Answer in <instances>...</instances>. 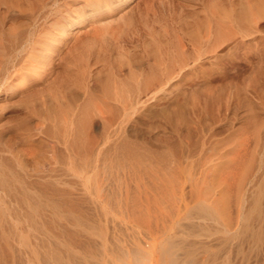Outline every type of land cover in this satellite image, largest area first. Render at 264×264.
<instances>
[{"label":"rangeland","instance_id":"1","mask_svg":"<svg viewBox=\"0 0 264 264\" xmlns=\"http://www.w3.org/2000/svg\"><path fill=\"white\" fill-rule=\"evenodd\" d=\"M111 1L114 0H96L95 6L93 4V6L85 7L86 13L83 17L85 19L81 32L89 28V16L93 7ZM132 2L134 10L130 12V20L133 25L141 27L147 22L150 28L146 29L147 32L137 44L126 42L123 48L110 45L109 59L106 62L103 61L102 64L105 65H101L91 79L90 85L94 86L97 93H100L106 81L110 79L111 67L117 64L119 59L118 52H127L128 58L134 59L136 67L143 65L142 67L147 71L154 60L152 58L156 50L154 38L160 39V51L166 52L167 56L176 58L174 51L178 48L184 53L187 49L188 51L182 54L190 57L196 54L202 45H205V39L202 38L206 36L209 27L216 30L218 23L224 29L228 24H232L228 18L226 23L222 21L227 13H235L240 9H247V11L253 9V12L264 6V0H133ZM45 3V7L37 8L36 11L31 4H22V7L18 8L17 16L9 18L10 20L8 19L4 26H0V173L3 176H9V171L16 174V177L10 175L12 178L6 183L0 181V231L7 238V241L0 240V264H52L46 259V252L50 249L61 251L66 258H69L70 264H86L80 262L85 258L89 264H97L102 259L110 263L112 262L110 260L115 258L113 250L117 245L123 248L130 246L129 248L132 249L131 247L134 246L136 248L135 243L143 244L147 251V264L149 262L166 264L159 242L166 240L168 235L180 240L181 236L186 234L187 230L183 225L190 223L188 219L180 218L179 222H183L182 227L176 223L170 228L169 224L166 226L162 224V221L167 218L169 221L166 220V223H171L167 214L166 217L159 216L157 223L156 219H153L157 226L161 225L158 228L162 227V230L157 231L158 228L153 225L157 228L155 232L153 231V236L155 240L157 236L159 238L156 242L154 241L155 244L146 246V242H150L148 239H151L150 233L145 229L146 226L144 228L141 224L136 225L116 206L113 205L114 207L110 208L112 206L105 200V193L99 191L107 185V182L94 180L92 177L94 167L91 166L90 171V166L85 168L72 164L67 156L63 138L53 135L48 130L54 122L56 111H69L76 104L81 103V100L75 102L72 98V93H76L79 89L75 81L77 67H73L74 69L68 74L65 73L66 75L64 67H60L59 79L62 80H56L54 83L37 79L31 83L30 89L19 86L21 83H19V71L16 64L27 57L31 43L39 41L43 27L57 30L60 24L66 21V12H70L74 7H82L84 0H46ZM35 12L37 14H34ZM256 26V30L244 38V45L240 51L226 50V55L220 56L218 62L221 65L213 67L214 70L206 65L196 71L186 69L184 75H187H183L182 85L178 86L175 80L165 93L173 99L181 88L183 90L190 88L187 84L190 80L194 83L200 82L198 86L200 90L206 85L212 88L216 96L215 101L208 100L206 106L203 94L205 88L198 94L201 99L199 102L201 106H204V109L199 107L200 111H198L204 110L205 114L204 111L198 113L196 117L190 114L189 129L194 134V137L191 136V143L194 145L204 138L212 141L225 138L224 140L227 139L228 146L231 148L241 142L242 149L246 152L243 157L246 163L237 168L235 179L232 180L235 183L231 188L232 192L236 191L239 179L243 176V198L245 199L243 211L234 207L235 201L232 200L229 218L221 213L216 219L192 218L196 222L206 223L208 228L205 230L207 232L201 231L187 235L190 240L192 239L191 241L196 242L198 264H264V239L255 244L256 242L251 238L240 239L234 235L242 225V218H239L240 212L247 214L251 210L249 206L252 198L257 194L259 184L264 180V61L259 62V56L252 52L253 47L260 48L264 44V12L256 20ZM11 32H14L12 36ZM190 37L194 40L192 46L188 43ZM179 43L185 44V48H182ZM248 60L253 63H251L252 66ZM205 64H208V61H205ZM121 77L123 78V75ZM255 87H258V90ZM55 92L59 93L58 98ZM249 107L250 110H248ZM143 121L149 123L145 119ZM96 122H98L97 128L93 130V133L96 139L101 140L103 139L102 124L98 119ZM127 126L130 130L131 126ZM190 162L191 160L188 161ZM194 164L193 167L196 168L192 167V171L196 172L198 167ZM86 174L91 176L89 180ZM217 181L216 178L214 181L198 182L200 196H196L197 190L192 191L189 186L190 181L187 180L189 188L186 183L184 188L186 186L185 190H189L185 191V196L188 195L185 201L190 207L197 203L198 197L200 201L210 203L207 199H212L214 196L213 187ZM206 186L210 187V193ZM55 190L58 194L53 193ZM42 191L43 195L39 197L40 199L37 198ZM23 192L31 195L33 200L41 202L40 205H42L35 213L28 202L21 200L20 196ZM59 197H68L79 203L78 206L81 208L77 207L78 210H74L73 213L82 216L89 225L77 224L62 216L64 213L70 214L71 210L68 207L65 210H54L49 204L50 200ZM232 199H234L233 195ZM32 213L36 219L34 222L29 220ZM50 218H55L56 221L50 223L48 222ZM253 220L256 226L264 224V220ZM224 228L227 233L222 232ZM67 230L68 232L77 231L81 243L69 241ZM175 232L178 233L175 234ZM230 234L232 237L225 239L226 235L229 237ZM146 238L148 239L145 241ZM103 239L107 241V246L101 243ZM89 242L90 245H88ZM214 250L216 253L213 258L211 253Z\"/></svg>","mask_w":264,"mask_h":264},{"label":"bare ground","instance_id":"2","mask_svg":"<svg viewBox=\"0 0 264 264\" xmlns=\"http://www.w3.org/2000/svg\"><path fill=\"white\" fill-rule=\"evenodd\" d=\"M45 1L0 0V26H4L9 18L17 16L18 8L22 7V4H31L36 11L37 8L46 6ZM94 1L96 0H84L82 7H74L70 12L67 10L66 21L62 22L57 30L43 27L39 41L32 42L27 57L25 56V59L16 64L19 71V83L22 84L19 86H26L25 89H30L31 83L37 79L54 83L56 80H62L59 79L61 77L60 67L63 66L64 74H68L76 66L75 81L80 92L77 90L76 93H71L75 102L81 100V103L76 104L69 111H62L63 113L56 111L54 122L48 130L53 135L63 138L67 156L72 164L85 168L87 166L94 167L92 175L94 180L107 182V185L100 188L99 191L105 193V200L112 206L110 208L116 206L119 211L125 212L136 225L141 224L144 228L146 226L145 229L151 236V239H144L145 241L150 240V242L144 243L146 246L155 244L159 238L157 236L155 240V236H153L156 229L161 226L156 225L159 222V216L166 217V214L169 216L171 223H166V220L169 221L168 218L160 220L165 226L169 224V228L176 223L182 227L183 222H179V219H188L190 223L183 225L187 230L184 231L186 234L183 233L184 236H181L180 240L168 235V238L164 241L161 240L159 244L166 264H198L196 242L191 241L192 239L190 240L187 235H193L195 232L205 231L208 228L206 223L196 222L192 218L216 219L220 213L229 218L228 213L232 200L235 201L236 206L234 207L243 211V203H245L243 176L239 179L236 191L232 192L231 188L235 183L232 180L235 179L237 168L246 163L243 158L246 152L243 151L241 142L231 148L228 146L227 139L224 140L225 138L216 141L204 138L194 145L191 143V136L194 134L189 129L190 114H194L193 116L196 117L198 113L204 111L199 112V109H204V106H201L199 102L201 99L198 96L199 91L204 88V105H207L208 100L215 101L214 97L216 96H214L212 88L206 85L200 90L198 88L200 82L194 83L193 80H190L187 82L190 88L188 90L181 88L173 99L166 96L165 93L175 80L178 86L182 85L183 77L187 75H184L186 69L196 71L205 65L213 69V67L221 65L218 61L226 50L240 51L244 45V38L256 30V20L263 14L264 6H259L260 8L258 7L259 9L253 12V9L248 11L240 9L235 13H227V16L225 15L221 19L226 23V18H228L232 24L227 23L228 25L226 24L224 29L218 23L216 30L209 27L206 36L202 38L205 39V45H202L193 56L189 55L190 57L184 55L188 51L187 49L185 53L182 51L184 53L182 54L178 48L174 51L177 55L176 58L167 56L166 52L160 51V39L154 38L156 40L154 41L155 55L152 57L154 60L147 71L142 67L143 65L136 67L134 59L128 58L127 52H118L119 59L117 64L111 67L110 79L106 81L102 90L100 89V93H97L94 86L90 85L91 79L98 68L105 65L102 64L103 61L106 62L109 59L110 45L123 48L126 42L137 44L147 32L146 29L150 27L147 22L141 27L133 25L130 20V14L134 10L133 0H114L93 7L89 16V28L81 32L85 19L83 17L86 13L84 9L88 5L93 6L94 4L95 6ZM11 34L13 35L14 32ZM188 43L192 46L194 40L190 37ZM179 44L185 48V44ZM252 52L259 56V59L256 57L259 62L264 61V44L260 48L253 47ZM205 61H208V64H205ZM248 62L252 63L249 60ZM257 88L255 87V89ZM55 93L58 98L59 93ZM96 119L102 124L103 139L100 138L101 140L96 139L93 133V130L97 128ZM143 119L149 123H145ZM127 125L131 126L130 130ZM189 160H191L190 163H188ZM194 162L196 163L194 164ZM193 164L198 167L196 172L192 171ZM92 167L89 168L90 171ZM10 175L16 177V174L10 171L9 176H3L0 173V181L6 183L8 179L12 178ZM87 176L89 180L91 176ZM216 178L218 179L217 184L213 187L214 189L212 188L214 196L212 199H207L210 203L200 201V197H198L197 203L190 207L189 203L185 201V197L188 196H185V191L189 190H185L186 186L189 188L187 180L190 181L189 186L192 191L197 190L198 195L196 196H200L197 183L214 181ZM45 188L47 189V187ZM206 189L209 191L210 187L206 186ZM53 193L58 194L57 190ZM42 195L43 191L42 194L37 195V198ZM232 195L234 199H232ZM20 197L22 201L29 203L33 213L42 205H40L41 202L33 200V197L27 192H23ZM142 197H144V201ZM49 204L54 210H65L68 207L71 210L70 214L64 213L62 216L77 224H88L82 216L73 213L74 210L81 208L78 206L79 203L74 200L68 197H59L51 199ZM249 207L251 210L247 214L240 212L239 218H242V225L234 235L240 239L251 238L257 244L264 239V224L256 226L253 219L264 220V180L259 184L257 194L253 196ZM105 209L107 210V207ZM79 210L81 211V209ZM33 213L29 216V220L32 222L36 220ZM153 219H156V223ZM55 221V218L48 219L50 223ZM159 229L157 231L162 230V227ZM222 232L227 233L225 228L222 229ZM67 233L69 241L81 243L77 231L68 232L67 230ZM227 235L225 239L232 237L231 234L229 237ZM0 240L7 241L6 235L1 231ZM102 241L101 243L107 246V241L104 239ZM84 243L86 244V242ZM135 244L136 248L134 246L131 247L132 249L129 248L130 246L123 248L117 245L113 250L115 258L110 260L112 262L108 263L107 260L102 259L97 264H147V251L143 244ZM220 247L223 248V246ZM50 250L46 252V259L50 263H71L61 251ZM214 253H216L215 250L211 253L213 258L215 257ZM80 262L89 264L87 258L81 259Z\"/></svg>","mask_w":264,"mask_h":264}]
</instances>
